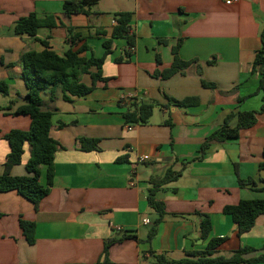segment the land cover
<instances>
[{
    "label": "crops",
    "instance_id": "0c3cea01",
    "mask_svg": "<svg viewBox=\"0 0 264 264\" xmlns=\"http://www.w3.org/2000/svg\"><path fill=\"white\" fill-rule=\"evenodd\" d=\"M65 1L0 0V83L8 86L6 94L0 91V175L10 152L4 135L13 129L28 130L31 123L29 116L14 114L27 102L21 55L44 50L39 41L15 32L21 17L55 16L58 27L40 28L37 37L47 40L58 55L69 49L66 27H72L82 38L73 49L86 43L90 50L84 55L101 57L102 43L116 24L114 14L129 12L135 47L128 60L117 62L130 48L125 39H113L102 65V75L109 81L98 82L85 96L64 101L59 87L53 98L50 91L43 94L44 109L54 111L50 134L59 144L54 184L37 208L17 191L0 192V264H97L105 241L122 234L137 240L113 244L108 264H159L155 256L196 260L187 254L204 251L211 238H225L214 256H231L240 247L254 250L243 255L245 260L263 254L264 215L239 236L223 208L241 200H264V169H260L264 111L238 138L214 142L202 159H192L228 114L257 111L262 105L263 93L257 91L260 75L252 74L251 68L261 47L264 0H100L89 16L65 14ZM100 30L106 35L98 34ZM179 39L178 55L190 65L167 79L154 77L155 70L172 66V48ZM82 81L91 84L89 75ZM202 81L215 87H204ZM128 91L135 93L137 102L155 104L147 124L125 122L123 113L131 99L121 97ZM188 97L198 98V104L180 107L168 101ZM236 123L233 119L230 125ZM79 138L97 139L98 148L81 150ZM30 151L26 144L13 176L27 175ZM169 168L183 171L157 192L165 214L156 224L158 213L147 201L149 179L163 176ZM45 171L43 167L42 183ZM239 179L254 183L242 186ZM204 215L212 224L206 240L201 239ZM21 219L36 224L34 244L25 239ZM153 228L155 235L149 238Z\"/></svg>",
    "mask_w": 264,
    "mask_h": 264
},
{
    "label": "trees",
    "instance_id": "16d2710c",
    "mask_svg": "<svg viewBox=\"0 0 264 264\" xmlns=\"http://www.w3.org/2000/svg\"><path fill=\"white\" fill-rule=\"evenodd\" d=\"M100 0H66L63 3V11L67 15L91 14V7L96 5ZM116 24L113 26L110 38L103 41L104 52L101 57H96L93 53L90 56L84 55L90 50V46L82 43L78 48L73 49V45L82 41L79 34L74 32V28L66 27L68 32L67 43L70 47L61 56L50 49L47 40L39 39L37 32L40 28L54 29L58 27L55 16L39 17L36 13H30L21 17L16 25L15 32L19 35H28L39 41L44 50L27 51L21 55L19 64L22 66L21 79L27 90L26 104L19 106L15 111V115H27L31 119L28 130L13 129L4 135L10 146V152L4 162V171L0 175V192L17 191L20 195L31 201L35 207L42 199H44L51 191L54 184V156L58 149V142L52 138L50 132L53 126L54 111L44 109L43 94L50 91L51 98L54 97L56 88H61L62 98L64 101L71 102L73 97H83L90 93L98 82L106 83L108 78L102 75V65L106 56L111 53L113 47V39L123 38L127 41L130 51L125 52V58H120L117 62L128 60L131 49L135 47V36L130 33V22L132 14L129 12H120L114 14ZM98 34L105 36L106 32L100 30ZM261 47L255 52L252 62L251 73L260 75L257 91H262V105L257 111H239L230 113L225 117L224 124L214 131L199 148L198 156L192 159H202L206 150L214 142H224L238 138L240 131L252 127L256 123V114L264 111V31L261 33ZM179 39L176 46L172 48L174 54V62L172 66L164 70H155L154 77L167 79L180 70L190 65V61L180 59L178 50L181 46ZM157 64H160L159 56L156 57ZM15 66V64H11ZM95 68L93 72L91 69ZM84 75H89L91 84L87 85L82 81ZM204 87L213 88L214 84L202 81ZM0 91L4 94L8 92V86L5 82L0 83ZM256 91V92H257ZM248 96L238 97L237 102L242 103ZM172 105L187 107L197 105L199 100L196 97H188L183 100H175L168 98ZM155 104L153 102H137L131 99L129 104L125 106L123 118L127 124L135 125L147 124L152 116ZM233 119L237 120L235 126L230 123ZM29 144L31 151L30 157L25 164L27 175L13 176L11 171L14 166L21 164L24 154V147ZM78 145L81 150L90 151L98 148L97 139L79 138ZM184 166V165H182ZM45 167V183H42V168ZM260 169H264V150L263 160L260 163ZM183 168L174 170L169 168L163 176H153L149 179L151 187L148 189L147 201L151 208L158 213L156 224L162 221L165 214L164 204L156 199L157 192L168 183L177 180L182 174ZM242 186L254 183L253 180L239 179ZM223 212L232 217L237 225L238 235L250 231L255 225L256 219L260 215H264V200H241L236 205H227L223 208ZM20 227L29 244L36 241V224L26 220H20ZM212 224L210 217L204 215L201 222V239L209 238ZM156 229L150 231L149 238L155 235ZM125 239H135L137 237L132 234H122L120 237L109 238L105 241L104 249L97 264L109 263V249L118 242ZM225 241V238H211L207 247L201 252H190V257H198L196 260L184 258L178 261H170L162 256H155L159 264H255L264 263V253L256 258L245 260L243 255L254 251L249 247H240L233 252L231 256H214L217 248ZM264 251V245L262 246Z\"/></svg>",
    "mask_w": 264,
    "mask_h": 264
},
{
    "label": "built area",
    "instance_id": "2783aa9c",
    "mask_svg": "<svg viewBox=\"0 0 264 264\" xmlns=\"http://www.w3.org/2000/svg\"><path fill=\"white\" fill-rule=\"evenodd\" d=\"M230 2H231V1H227L228 4H230ZM114 23H116V20L114 21ZM135 97H136V95H135L134 92H130V91H128V92H125V93L122 95L121 99H122V100H130V99H133V98H135ZM128 128H129V129H132V126H128ZM139 161L142 162V161H143V158H141ZM145 222H147V220H145Z\"/></svg>",
    "mask_w": 264,
    "mask_h": 264
}]
</instances>
